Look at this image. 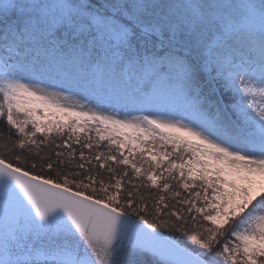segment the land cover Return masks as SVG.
Listing matches in <instances>:
<instances>
[{"label": "snow or ice", "instance_id": "obj_1", "mask_svg": "<svg viewBox=\"0 0 264 264\" xmlns=\"http://www.w3.org/2000/svg\"><path fill=\"white\" fill-rule=\"evenodd\" d=\"M0 264H264V0H0Z\"/></svg>", "mask_w": 264, "mask_h": 264}, {"label": "trees", "instance_id": "obj_2", "mask_svg": "<svg viewBox=\"0 0 264 264\" xmlns=\"http://www.w3.org/2000/svg\"><path fill=\"white\" fill-rule=\"evenodd\" d=\"M3 131V126H2V123H0V132Z\"/></svg>", "mask_w": 264, "mask_h": 264}]
</instances>
